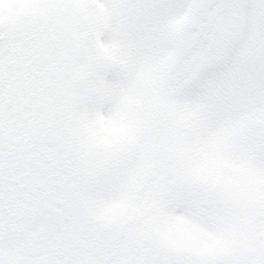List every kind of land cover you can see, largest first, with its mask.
<instances>
[{"label":"snow or ice","instance_id":"6c2138e0","mask_svg":"<svg viewBox=\"0 0 264 264\" xmlns=\"http://www.w3.org/2000/svg\"><path fill=\"white\" fill-rule=\"evenodd\" d=\"M0 264H264V0H0Z\"/></svg>","mask_w":264,"mask_h":264}]
</instances>
